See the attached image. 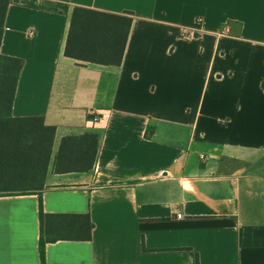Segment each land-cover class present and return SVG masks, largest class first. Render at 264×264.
I'll return each mask as SVG.
<instances>
[{"label": "crops", "instance_id": "0c3cea01", "mask_svg": "<svg viewBox=\"0 0 264 264\" xmlns=\"http://www.w3.org/2000/svg\"><path fill=\"white\" fill-rule=\"evenodd\" d=\"M75 6L132 12L120 65L64 55ZM0 55L2 115L55 127L42 190L0 194V264H41L40 207L93 224L44 264H264V0H10ZM85 132L92 169L55 173Z\"/></svg>", "mask_w": 264, "mask_h": 264}, {"label": "trees", "instance_id": "16d2710c", "mask_svg": "<svg viewBox=\"0 0 264 264\" xmlns=\"http://www.w3.org/2000/svg\"><path fill=\"white\" fill-rule=\"evenodd\" d=\"M10 0H0V40ZM132 12L112 13L75 6L69 24L64 55L79 61L120 65L132 23ZM21 60L0 55V115L8 111ZM55 127L42 117L0 116V194L35 193L42 190L51 155ZM97 135L85 132L60 141L53 162L55 173L92 169ZM39 253L44 264V245L58 240L91 239L93 224L88 214H47L40 207ZM189 250V249H186ZM193 264L198 257L192 254Z\"/></svg>", "mask_w": 264, "mask_h": 264}, {"label": "built area", "instance_id": "2783aa9c", "mask_svg": "<svg viewBox=\"0 0 264 264\" xmlns=\"http://www.w3.org/2000/svg\"><path fill=\"white\" fill-rule=\"evenodd\" d=\"M96 119H97V117H96V116H94V117H93V120H96ZM203 157H204L203 155H200V158H202V159H203ZM176 216H177V217H180V214H179V213H176Z\"/></svg>", "mask_w": 264, "mask_h": 264}]
</instances>
